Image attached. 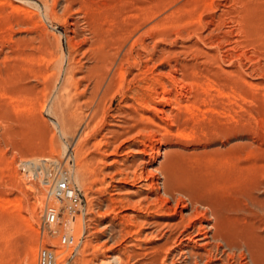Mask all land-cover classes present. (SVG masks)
<instances>
[{
	"label": "rangeland",
	"instance_id": "obj_1",
	"mask_svg": "<svg viewBox=\"0 0 264 264\" xmlns=\"http://www.w3.org/2000/svg\"><path fill=\"white\" fill-rule=\"evenodd\" d=\"M26 1H0V264H37L48 245L57 247V264H169L167 249L176 255L181 246L160 248L151 234L178 219L176 196L158 211L160 163L179 180L172 189L216 199L230 230L264 250V0ZM140 36L146 49L134 43ZM96 37L113 42L112 52L126 37L138 61L124 66L120 89L106 82L95 97L87 70ZM163 87L176 101L173 121L153 109L173 106L162 101ZM41 157L65 162L82 200L55 233L42 228L44 208L61 205L17 164ZM64 234L74 241L60 245Z\"/></svg>",
	"mask_w": 264,
	"mask_h": 264
},
{
	"label": "bare ground",
	"instance_id": "obj_2",
	"mask_svg": "<svg viewBox=\"0 0 264 264\" xmlns=\"http://www.w3.org/2000/svg\"><path fill=\"white\" fill-rule=\"evenodd\" d=\"M1 1V0H0ZM24 1V0H23ZM28 1V0H27ZM26 1V2H27ZM8 2V1H7ZM69 1L67 0V3ZM72 2V0H71ZM70 2V3H71ZM75 2V1H74ZM68 3V4H70ZM73 4V3H72ZM82 4V3H81ZM81 4L79 5L81 7ZM83 4H84V1H83ZM82 4V5H83ZM87 4V2L85 3V5ZM9 5V4H8ZM11 5V4H10ZM2 7V6H1ZM66 7V6H64ZM72 7V6H71ZM79 7V8H80ZM83 8V7H82ZM65 9V8H63ZM70 10V9H69ZM78 10V9H77ZM81 10V8H80ZM65 11V10H64ZM54 12V11H53ZM49 13V12H48ZM64 13V12H63ZM76 13V11H75ZM86 12H84L85 14ZM54 14V13H53ZM52 15V13H51ZM78 15V14H77ZM76 15V16H77ZM86 15H88V13H86ZM86 15H84L86 17ZM54 16V15H53ZM75 16V15H74ZM81 17V16H80ZM80 17H77V18H80ZM92 17V16H91ZM90 17V18H91ZM52 18V16H51ZM55 19L56 18V14L54 16ZM89 18V16H88ZM89 18V19H90ZM54 19V20H55ZM58 19H60L58 17ZM83 19V17H82ZM87 19V18H86ZM87 19V21L89 20ZM94 20V18L92 17L89 22L91 24V20ZM74 21H76L75 19H73ZM79 20V19H78ZM85 20V19H83ZM92 20V21H93ZM98 20V19H97ZM73 21V22H74ZM80 21V20H79ZM100 21V20H99ZM98 21V22H99ZM73 22L71 24V26L73 25ZM94 22V21H93ZM96 21V24L98 23ZM101 22V21H100ZM125 22V21H124ZM70 23V22H69ZM76 23V22H75ZM88 23V22H87ZM86 23V24H87ZM103 23V22H102ZM123 23V21L121 22ZM77 24V23H76ZM75 24V25H76ZM82 24H85L82 23ZM80 24V25H82ZM89 24V25H90ZM88 25V26H89ZM91 25H94V24H91ZM90 25V26H91ZM101 25V23H100ZM117 26H119L118 24H116ZM122 25V24H120ZM125 25V24H124ZM123 25V26H124ZM74 26V25H73ZM87 26V25H86ZM95 26V25H94ZM103 25H101L102 27ZM123 26H121L123 28ZM74 27H77V26H74ZM93 26H91L92 28ZM71 28V27H70ZM69 28V29H70ZM79 28V27H78ZM88 28V27H87ZM90 28V29H91ZM95 28V27H94ZM99 28V27H98ZM106 28V27H104ZM80 29V28H79ZM78 29V30H79ZM88 28L87 31L90 30ZM100 29H103V28H100ZM110 29V28H109ZM112 29V28H111ZM115 29V28H114ZM119 29V28H118ZM153 29V28H152ZM155 29V28H154ZM68 30V29H67ZM75 30H77L75 28ZM84 30V29H83ZM93 30V29H92ZM92 30L91 33H92ZM123 30V29H122ZM89 31V32H90ZM95 31V30H93ZM101 31V30H99ZM98 31V32H99ZM103 31L105 32V30L103 29ZM116 30H114L113 33H115ZM66 32V31H65ZM68 32V31H67ZM72 32V31H71ZM74 32V31H73ZM77 32V31H76ZM80 32V31H78ZM97 32V33H98ZM102 32V31H101ZM104 32H102V34L99 35L102 36L104 35ZM107 32V31H106ZM105 32L106 35L108 34ZM112 32V31H111ZM110 32V33H111ZM117 32V31H116ZM147 32V31H145ZM75 33V32H74ZM73 33V34H74ZM118 33H119V30H118ZM122 33H124L122 31ZM144 33V32H143ZM78 34V33H77ZM94 36H95V33L93 32ZM97 34V35H98ZM80 35V34H79ZM78 35V36H79ZM84 35V34H83ZM81 34V36H83ZM105 35V36H106ZM112 35V34H111ZM110 35V36H111ZM115 35V34H114ZM122 35V34H121ZM142 36V34H140ZM146 35V33H145ZM154 35V34H153ZM87 36V35H86ZM90 36V35H89ZM104 36V37H105ZM116 36V35H115ZM114 36V37H115ZM138 37V39L134 42L135 44L137 43H140L139 46L141 45L144 49H146V44L144 43V37ZM152 36V35H151ZM149 36V37H151ZM66 37V36H65ZM69 37V36H67ZM66 37V38H67ZM72 37V36H71ZM69 37V38H71ZM74 37V36H73ZM76 37V36H75ZM80 37V36H79ZM84 37V36H83ZM83 37H80L83 39ZM98 37V36H97ZM96 37V39L98 40V38ZM113 37V38H114ZM122 37V36H121ZM128 37V36H126ZM126 37L122 38L121 42L119 41L117 43V46H115V50L112 52V50L114 49L112 45L113 42L109 43L106 41V38L103 42V39L101 38V42H99V40L97 42L98 45H99V48L98 50H94L92 51L90 48H89V51H91L90 55H91V59H93L94 61V65L92 66L91 69L87 70V71H90L91 73H93V77H92V81H91V87L89 89H91L90 91L92 92L91 96L94 94V96L96 97L97 95H99L98 93L101 91V89H104L102 88L103 85L108 82V84L106 83L107 85V88L108 90L110 91L111 88H113V86L115 84H118V87L117 88H121L122 84L124 83V81H126V71H123L124 69V66L125 65H132L131 63H137L138 61V57L136 55H134L132 53L133 49H127L126 48V42H127V39ZM68 38V39H69ZM78 38V37H77ZM112 38V37H111ZM130 38V37H128ZM67 39V40H68ZM81 39V41H83ZM108 39V37H107ZM110 39V37H109ZM66 40V41H67ZM72 40V39H71ZM71 40L69 39L68 41L71 42ZM90 39L87 37L85 38V41H87ZM95 40V39H94ZM120 40V39H119ZM140 40V41H139ZM80 41V40H79ZM77 42L78 43H82L81 41L80 42ZM83 41V43L85 42ZM114 41V40H112ZM139 41V42H138ZM92 42V41H91ZM96 42V43H97ZM82 43V44H83ZM88 43V41H87ZM94 43V42H93ZM67 44V43H66ZM69 44V43H68ZM75 45L76 43L72 42V45ZM81 44V45H82ZM95 44V43H94ZM134 44V45H135ZM80 45V44H78ZM80 45V46H81ZM87 45V44H85ZM91 45V44H90ZM93 45V44H92ZM91 45V46H92ZM77 46V45H76ZM75 46V47H76ZM78 46V47H80ZM96 48L98 47L97 45H95ZM89 47V45H88ZM132 47H133V44H132ZM152 47H154L152 45ZM93 48V47H92ZM131 48V47H130ZM79 49V48H78ZM153 49V48H152ZM87 50V49H86ZM85 50V51H86ZM152 51V50H151ZM24 53V52H23ZM77 53V51H76ZM86 53V52H85ZM71 54V53H70ZM20 56H24V54H20ZM87 56V55H86ZM25 57H28V54L27 56ZM88 57V56H87ZM86 57V58H87ZM27 60V59H26ZM60 60V59H59ZM73 60V59H72ZM152 60V59H151ZM20 61V60H19ZM92 61V62H93ZM140 63V62H139ZM138 63V65H139ZM135 65V64H134ZM19 67V66H18ZM26 67V66H25ZM115 67V70L113 69ZM128 67V66H127ZM126 67V68H127ZM179 67V66H178ZM174 70H172V72L170 73H174V72H177L178 71V68L176 66L172 67ZM186 69V67H182V69ZM113 69V71H112ZM19 70V68H18ZM181 70V69H180ZM179 70V71H180ZM174 71V72H173ZM168 76H169V72L167 73ZM178 74V73H177ZM182 74V73H181ZM185 73H183L184 75ZM88 75V73H87ZM86 75V76H87ZM172 75V74H171ZM180 75V74H179ZM85 76V75H84ZM117 76L120 78V80L118 81L117 83ZM23 77V76H22ZM88 77V76H87ZM175 77V76H174ZM173 78V80L176 82L178 81L179 79H177L176 77ZM186 77V76H185ZM85 77H81V79H84ZM89 79V78H86V80ZM19 80V79H18ZM26 80V79H25ZM172 80V79H171ZM170 80V82H171ZM90 81V80H89ZM180 81V80H179ZM154 82H159L157 80L154 79ZM77 83V82H76ZM154 84V83H153ZM159 84V83H158ZM73 85V84H72ZM90 85V83L88 84V86ZM162 85V84H161ZM166 85V83H165ZM157 86V84H156ZM154 86V87H156ZM164 86V85H163ZM106 87V86H104ZM158 87V86H157ZM156 87V88H157ZM162 87V86H161ZM167 87V86H166ZM119 88V89H120ZM164 88V87H163ZM118 89V90H119ZM105 90V89H104ZM124 90V88L122 89ZM152 91L155 92L156 94V89H152ZM170 91V90H169ZM168 89H165L164 88V92L165 93H161L162 95V101L168 105L171 104L173 105L174 102L176 103L175 99H171V97H167L166 94L168 95V93L166 92H169ZM103 92V91H102ZM153 93V92H152ZM170 93V92H169ZM104 94H107L106 91L104 92ZM159 93H157L156 95H158ZM103 95V93L101 94ZM159 96V95H158ZM95 97H91V98H95ZM99 97V96H98ZM103 97V96H102ZM100 98V97H99ZM160 98V100H161ZM93 99L91 101H93ZM97 99V98H96ZM94 99V103H95V100ZM102 99V98H101ZM101 99L99 101H101ZM98 102V101H97ZM93 103V102H92ZM91 103V104H92ZM100 103V102H99ZM163 103V104H164ZM162 104V103H161ZM96 105V103H95ZM174 106H172V108H169V109H156V108H153L154 110H156L159 114H161L162 116L164 117H161L162 119L164 120H171L173 121V118H175V114H174ZM91 107H94V104L93 106ZM98 109V108H97ZM176 109V108H175ZM95 110V109H93ZM96 111V110H95ZM98 111V110H97ZM96 111V112H97ZM95 112V113H96ZM96 115V114H95ZM159 117V116H158ZM160 118V119H161ZM150 120V119H149ZM148 120V121H149ZM151 122L150 124H153L155 126L156 123H154V120L152 119V121H149ZM143 125V124H142ZM151 125V126H153ZM149 125H147L148 127ZM142 127V126H141ZM143 128V127H142ZM149 128V127H148ZM153 128V127H152ZM145 130V129H144ZM148 130V129H146ZM152 130V129H151ZM151 134V132H149ZM148 134V133H147ZM155 134V132L152 134L151 137H153ZM149 135V134H148ZM150 136V135H149ZM113 138V137H112ZM109 142V141H108ZM107 141H106V145H107ZM150 146V145H149ZM152 149V148H150ZM153 151V150H152ZM147 152V151H145ZM148 153V152H147ZM158 154V152H157ZM158 160V157H152V159L149 161L150 163L151 162H157ZM154 164V163H153ZM155 174H157L156 176L158 177V181H157V188L156 190H159L161 192V195L156 197L155 201H159L161 203V206H160V210L158 211H163V209L161 208H165V206L167 204L170 203L171 200L174 199V197L176 196V201H175V207L173 209V214H177V221H175L174 223H165L163 225V228L162 230L159 229V227H157V225L159 226V224H156L154 223V226L157 227V229L154 230V232H152L151 234H155L153 237L157 238L158 240H163V243L162 245H160L159 247H165V246H169V245H175V247L178 248V246H181L179 248V251H177L176 255H175V251H172V248L170 249H167V250H171L169 252V255L171 256L170 259V262L169 264H174L175 261L173 262V256H176V258L178 260H180L183 264H186L187 261L189 262V259L190 258H193V264H264V250H263V247L259 244V242H252V237L250 239H248V236L245 237L243 234H238V233H234L232 230H230L229 228V223L231 225V216H228V212L227 214L225 213V210L220 208L219 205H216V199L215 200H209V199H204L202 197H198V196H193L192 194H189L187 192H185L184 190H181V189H172L170 187V184L173 183L175 184L176 182L178 183L179 180H177L178 178L177 177H174L172 176L168 171L167 169L165 168V166L163 164H159L158 167L155 169ZM154 173L152 175H155ZM70 179V177H69ZM161 179V182L159 183ZM179 184V183H178ZM204 197L205 195L202 194ZM211 197V196H210ZM209 197V198H210ZM213 197V196H212ZM154 200V199H153ZM212 201H215L212 202ZM264 201V200H263ZM262 201V202H263ZM143 202V201H142ZM151 202V201H150ZM154 202V201H153ZM219 202V201H218ZM261 202V203H262ZM141 203V201H140ZM260 203V205H256V209L259 208V206H262ZM255 204H259V201L256 200V202L254 203V205H252V208L253 206H255ZM263 204V203H262ZM135 204H133L132 206H134ZM250 205V204H249ZM249 205H248V208H249ZM170 207V206H169ZM263 207V206H262ZM261 207V208H262ZM167 208H168V205H167ZM180 208L181 210L178 212L177 209ZM260 208V209H261ZM166 209V208H165ZM164 209V210H165ZM171 209V208H170ZM169 209V210H170ZM242 209V208H241ZM244 209V208H243ZM259 209V210H260ZM239 210V209H238ZM248 210V209H247ZM251 210V209H250ZM262 210V209H261ZM188 211V212H186ZM236 211V210H234ZM233 211V212H234ZM240 211V210H239ZM244 211V210H242ZM240 211V212H242ZM161 212V213H162ZM246 212V211H245ZM248 212V211H247ZM253 212V213H252ZM258 212V211H257ZM264 212V210H263ZM262 212V214L264 215V213ZM237 213V212H236ZM244 213V212H243ZM242 213V214H243ZM252 214H256V211L254 213V211H251ZM259 213V212H258ZM240 214V213H238ZM248 214H250V211L249 213L247 214H244L246 215V219H247V216ZM261 214V215H262ZM237 215V214H236ZM259 215V214H258ZM233 216V215H232ZM240 216V215H239ZM251 216V214H250ZM257 216V214H256ZM255 216V217H256ZM235 217V216H234ZM253 217V218H255ZM233 218V217H232ZM252 218V217H251ZM249 218V219H251ZM235 218H233L234 220ZM237 219V218H236ZM244 219V217L242 218ZM239 220V218L237 219ZM241 220V219H240ZM235 221V220H234ZM243 221V220H242ZM241 221V222H242ZM251 221V220H250ZM236 222V221H235ZM234 222V223H235ZM233 223V222H232ZM238 223V222H237ZM236 223V224H237ZM248 223V222H247ZM253 223V222H252ZM148 225H150V223H147ZM242 224V223H241ZM244 224V223H243ZM251 225V223H248ZM153 225V224H152ZM235 225V224H234ZM245 225V224H244ZM247 225V224H246ZM161 226V225H160ZM232 226V225H231ZM236 226V225H235ZM235 226H233V228H235ZM248 226V225H247ZM245 226V227H247ZM236 227H242L244 228V226H236ZM249 227V226H248ZM253 225H251L250 228H252ZM255 229V227H253ZM246 228L243 229V231L245 230ZM257 229H258V224H257ZM237 230H241V228L237 229ZM260 230V229H259ZM250 231V230H249ZM256 231V230H254ZM258 231V230H257ZM261 231H262V228H261ZM236 232V230H235ZM242 232V231H240ZM260 232V231H259ZM255 233V232H254ZM247 234V233H246ZM252 234V233H251ZM256 234V233H255ZM264 234V232H263ZM69 235V234H67ZM253 235V234H252ZM255 236V235H254ZM261 236V235H260ZM263 236V235H262ZM250 237V236H249ZM256 237V236H255ZM263 240H264V237H262ZM261 238V239H262ZM250 240V241H249ZM259 240V239H258ZM263 240H262V243H263ZM74 241V240H73ZM187 242V244H186ZM189 243H193L196 248L198 249H201L202 252H194L193 250H191L190 248L191 247H188ZM261 243V242H260ZM263 245V244H262ZM169 248V247H168ZM161 250V249H160ZM174 250V249H173ZM226 256V257H225ZM237 257V258H236ZM175 259V258H174ZM168 261V259H167ZM177 262V261H176Z\"/></svg>",
	"mask_w": 264,
	"mask_h": 264
},
{
	"label": "built area",
	"instance_id": "obj_3",
	"mask_svg": "<svg viewBox=\"0 0 264 264\" xmlns=\"http://www.w3.org/2000/svg\"><path fill=\"white\" fill-rule=\"evenodd\" d=\"M21 173L34 182H38L45 189L48 199H54L61 206L47 204L44 208L42 228L55 233L53 228L62 218L63 213L74 214L79 211L81 197L79 192L70 184L69 172L65 162L55 158L41 157L35 159H22L18 161ZM73 236L64 234L60 245H69ZM56 246H45L37 255V264H57Z\"/></svg>",
	"mask_w": 264,
	"mask_h": 264
}]
</instances>
